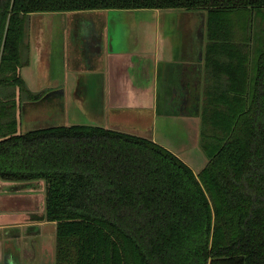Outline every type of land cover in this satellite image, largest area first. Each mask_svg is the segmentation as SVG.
Here are the masks:
<instances>
[{
  "label": "trees",
  "instance_id": "16d2710c",
  "mask_svg": "<svg viewBox=\"0 0 264 264\" xmlns=\"http://www.w3.org/2000/svg\"><path fill=\"white\" fill-rule=\"evenodd\" d=\"M139 9L206 12L204 167L101 127L17 134L0 99V179L45 182L34 216L55 223L54 264H264V0H0V89L23 88L30 14Z\"/></svg>",
  "mask_w": 264,
  "mask_h": 264
},
{
  "label": "crops",
  "instance_id": "0c3cea01",
  "mask_svg": "<svg viewBox=\"0 0 264 264\" xmlns=\"http://www.w3.org/2000/svg\"><path fill=\"white\" fill-rule=\"evenodd\" d=\"M140 11H151L156 16L163 10L104 13V49L91 66H80L68 52L80 55L83 48L78 33L86 36L84 31L90 34L99 28L91 20L85 19L84 23V18L75 16L66 28L62 22L68 20V13L56 14L62 28L53 35L56 46L51 51L55 50L52 57L59 60V68L49 65L41 75L40 50L30 42L35 31L26 25L20 51L22 66L18 69L23 88L0 89L2 101L14 100L17 134L86 125L150 139L179 158L182 153L196 151L205 73L206 12L190 11L182 19L170 16L172 11L168 10L161 13L164 17L158 19L160 22L141 23L140 29H148V36L128 38L134 28L130 16ZM33 16L36 14H30L27 21ZM160 25L172 33L164 35L163 40L158 33ZM73 36L77 41L74 45L68 38ZM202 158L200 154L193 162L182 160L199 172L207 161ZM32 188L42 192L43 185L34 184ZM20 213L18 208L3 212L0 202V232H4L0 238V264H46L47 249L42 260L38 259L36 248L25 246L29 239L24 230L41 235L39 227L52 225L54 229L55 223L39 220L33 214L25 218Z\"/></svg>",
  "mask_w": 264,
  "mask_h": 264
},
{
  "label": "rangeland",
  "instance_id": "374dc122",
  "mask_svg": "<svg viewBox=\"0 0 264 264\" xmlns=\"http://www.w3.org/2000/svg\"><path fill=\"white\" fill-rule=\"evenodd\" d=\"M169 10V9H168ZM167 10V11H168ZM172 14L170 16L173 17H178V18H182L185 19V17L187 16V13H189L190 11L187 10H171ZM141 12V11H140ZM164 12L166 11H161V12H157L156 16L153 15V13L147 12V11H142L139 14H134L133 16H130L131 22L134 24V28L132 30V34L131 36H128V38H138L141 36H145V31L148 29L145 28H141L140 29V25L141 23L144 24H148L153 20H160L161 18L164 17V15H162L161 13L164 14ZM184 13V14H183ZM161 14V15H160ZM169 15V14H168ZM56 14H51V13H45V14H36V16H33L32 19H30L29 21H27L26 25L27 27H31L34 29V33L33 35L30 36V42H32L33 46L37 49H39L40 51V59H41V65H40V75H41V71H44V67H47L49 69V65H54V69H58V65H59V60L58 59H54L52 56V53H55L51 51L53 46H56V44L53 43V35L55 33L56 30L61 29L62 26L68 28L69 26H71V24H69V21L66 22H62L63 25L60 28V24H58V21H56L57 17H55ZM49 17V20H48ZM256 22H255V27H254V35L256 37V45L259 44L260 40L263 39L264 36V19H262V17L257 16L255 17ZM158 20V21H159ZM127 22V21H126ZM160 22V21H159ZM92 27V26H91ZM184 27V26H183ZM88 28V27H87ZM85 28V29H87ZM80 30V29H79ZM96 30V29H95ZM262 30H263V36H262ZM166 31V27H164L163 25L158 26V33L160 34V39L163 40L162 38L164 37V35H168V34H172L171 32ZM86 36H82V33L79 34L78 31V41L81 44V47L83 48L81 50L80 55L76 54L74 52H68L71 60L73 59L72 57L78 59V63H80V66H91L93 61L96 63L98 62V56L100 55V53L103 51L104 49V41L101 40L99 37H96V32H98V30L96 31H92L89 33H86V31H84ZM148 36V33L147 35ZM69 41L72 42V44H77V41H74V36L73 37H68ZM86 38V39H83ZM56 40V39H55ZM59 44V42H58ZM57 44V45H58ZM91 50V52L89 51ZM45 52V54H44ZM90 53V54H87ZM94 53V54H91ZM80 58V59H79ZM208 134H211L210 131H207ZM173 140H175V142H177L178 139L173 138ZM203 157L202 159H205L204 153L201 150V146L198 145V149L196 151H190L188 153H182L180 156H182V158H179L180 160L184 159L186 160H190V162L195 161L196 156L200 155ZM182 160L184 163L185 161ZM187 165V162L185 163ZM191 171L194 174H197L196 171V166H193V164H189L187 165ZM19 184H25L22 182H18ZM39 183H41L43 185V190L41 192V190L38 189H24L20 186L23 185H15L12 186L11 188H15L14 190L9 189V188H5L7 184V182L3 181L0 179V202L2 205V209L3 212L7 211V212H11L12 210H14L15 208H18L21 210L22 216H24L25 218L28 217H33L34 215H42L44 214V206H45V198H44V192H45V182L44 181H39ZM36 185V184H35ZM19 187V188H18ZM33 214V216H32ZM40 229V233L41 235H33L32 233L34 232H30V231H25L24 230V234L28 235V239L29 242L27 244H25L26 247L28 248H36V251L39 255L38 259H41V256L44 255L46 253V249L48 251V255H51V264H54V258H55V244H56V233H55V228L53 229L52 225L50 226H45V227H39ZM32 234V235H29ZM4 237V232H0V238ZM35 240V242H34ZM34 242V244H33ZM40 246V249H39ZM38 248V249H37Z\"/></svg>",
  "mask_w": 264,
  "mask_h": 264
},
{
  "label": "water",
  "instance_id": "95a60500",
  "mask_svg": "<svg viewBox=\"0 0 264 264\" xmlns=\"http://www.w3.org/2000/svg\"><path fill=\"white\" fill-rule=\"evenodd\" d=\"M105 12L106 11H103V10H99V11H80V12H71V13H68L66 16H67V19L69 21V24H71L70 22H72V18L74 16L77 17V18H79V19H80V17L81 18H84V21H82L84 23H85V21H87L85 19L91 20L92 22H90V23H93L95 26H97L99 28L98 35L96 34V37H99L101 40H103L102 28H103V26L105 24L104 23L105 19L103 18ZM39 181L22 182V183H25V184H21V183L19 184L18 182L13 183V182H7V181H5L8 184V185L5 186V188H9V189L14 190L15 188L14 189L11 188L12 186H15V185H23V186H20V187H22L24 189H27V190H30V189H32V186L34 184H41V183H39ZM38 216H40V215H38ZM46 262H47L46 264H51V255L48 256V260ZM44 264H45V262H44Z\"/></svg>",
  "mask_w": 264,
  "mask_h": 264
}]
</instances>
